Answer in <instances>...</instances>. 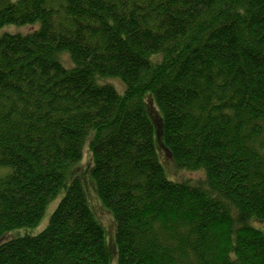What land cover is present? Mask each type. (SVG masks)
Returning a JSON list of instances; mask_svg holds the SVG:
<instances>
[{"label": "trees", "instance_id": "16d2710c", "mask_svg": "<svg viewBox=\"0 0 264 264\" xmlns=\"http://www.w3.org/2000/svg\"><path fill=\"white\" fill-rule=\"evenodd\" d=\"M36 23L0 35V236L62 195L0 264L109 263L86 142L116 264H264V0H0Z\"/></svg>", "mask_w": 264, "mask_h": 264}, {"label": "rangeland", "instance_id": "374dc122", "mask_svg": "<svg viewBox=\"0 0 264 264\" xmlns=\"http://www.w3.org/2000/svg\"><path fill=\"white\" fill-rule=\"evenodd\" d=\"M36 25V26H35ZM38 23L36 24H5L0 27V35L3 32L8 33H22L29 32L33 29L38 27ZM64 53V52H63ZM67 54V53H66ZM68 55V54H67ZM69 57V56H68ZM63 65L66 67H71V60L67 59L66 56L60 58ZM109 83L113 84L118 91H122L124 88V84L118 78H109L107 80ZM158 144V141H157ZM82 157L76 163V172L79 174L81 178L82 185L84 187L85 196L87 199V204L91 208L94 218H96L97 222L101 227L104 229V242L105 248L108 252V264H116L117 261V250H116V239H115V232H116V223L115 219L112 216L111 212L102 205L99 195H97L96 185H94V181L92 175L90 174V169L92 167V159H91V152L88 150V143H85L83 148ZM158 152V149H157ZM167 177L171 180L177 179H185L184 177H190L192 179H196L200 175V171L191 172V171H176L170 164V162L164 159L162 156L158 157ZM62 193H60L56 198L50 201L46 206L43 215L33 226H22L17 228H11V230L4 231L0 236V242L5 239H10L12 237L23 236V235H34L40 232L45 226L49 223V217L52 211L55 209V206L60 198Z\"/></svg>", "mask_w": 264, "mask_h": 264}]
</instances>
